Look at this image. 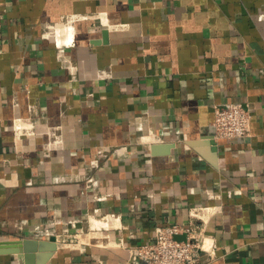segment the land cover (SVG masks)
I'll return each mask as SVG.
<instances>
[{
  "label": "crops",
  "instance_id": "1",
  "mask_svg": "<svg viewBox=\"0 0 264 264\" xmlns=\"http://www.w3.org/2000/svg\"><path fill=\"white\" fill-rule=\"evenodd\" d=\"M171 225L264 264V0H0V264H145Z\"/></svg>",
  "mask_w": 264,
  "mask_h": 264
},
{
  "label": "built area",
  "instance_id": "2",
  "mask_svg": "<svg viewBox=\"0 0 264 264\" xmlns=\"http://www.w3.org/2000/svg\"><path fill=\"white\" fill-rule=\"evenodd\" d=\"M215 137L238 139L250 135L251 113L242 103H231L215 110ZM184 234L185 239H177ZM216 253L214 239L198 226L171 225L156 231L154 242L137 246L131 252L133 261L145 264H206ZM205 259V260H204Z\"/></svg>",
  "mask_w": 264,
  "mask_h": 264
},
{
  "label": "water",
  "instance_id": "3",
  "mask_svg": "<svg viewBox=\"0 0 264 264\" xmlns=\"http://www.w3.org/2000/svg\"><path fill=\"white\" fill-rule=\"evenodd\" d=\"M56 240L57 238L55 236H52L49 240V243H48V247H50V252L47 253L46 255H44L40 261L38 262V264H44L49 258L50 256L52 255V252L53 250H55V248L57 247V243H56ZM45 241H43V243H40V245H47L46 243H44ZM25 245H37L38 244V241H29V240H25L23 242ZM19 244V243H17Z\"/></svg>",
  "mask_w": 264,
  "mask_h": 264
},
{
  "label": "bare ground",
  "instance_id": "4",
  "mask_svg": "<svg viewBox=\"0 0 264 264\" xmlns=\"http://www.w3.org/2000/svg\"><path fill=\"white\" fill-rule=\"evenodd\" d=\"M47 249V248H46Z\"/></svg>",
  "mask_w": 264,
  "mask_h": 264
}]
</instances>
